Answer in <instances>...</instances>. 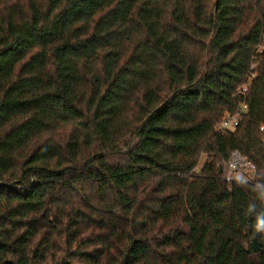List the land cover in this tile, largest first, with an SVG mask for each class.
<instances>
[{
    "label": "trees",
    "instance_id": "trees-1",
    "mask_svg": "<svg viewBox=\"0 0 264 264\" xmlns=\"http://www.w3.org/2000/svg\"><path fill=\"white\" fill-rule=\"evenodd\" d=\"M262 48L264 0H0V264H264Z\"/></svg>",
    "mask_w": 264,
    "mask_h": 264
},
{
    "label": "built area",
    "instance_id": "built-area-1",
    "mask_svg": "<svg viewBox=\"0 0 264 264\" xmlns=\"http://www.w3.org/2000/svg\"><path fill=\"white\" fill-rule=\"evenodd\" d=\"M263 51L264 48L260 50V52ZM248 86V84L244 85L234 94L233 98L246 96ZM246 109L247 106L242 105L235 114H226L222 122L217 126V131L223 133L236 131L241 124L244 114L246 113ZM260 131L264 135V125L261 126ZM255 172V165L239 152H234L229 162L225 165V168H223L224 180L230 186L235 183H251L254 179Z\"/></svg>",
    "mask_w": 264,
    "mask_h": 264
},
{
    "label": "water",
    "instance_id": "water-1",
    "mask_svg": "<svg viewBox=\"0 0 264 264\" xmlns=\"http://www.w3.org/2000/svg\"><path fill=\"white\" fill-rule=\"evenodd\" d=\"M221 173H222V167L220 166L219 167V174H221ZM251 233H252V248H253V251L255 253H258L261 250V244L258 241L257 235L254 232H252V229H251Z\"/></svg>",
    "mask_w": 264,
    "mask_h": 264
},
{
    "label": "clouds",
    "instance_id": "clouds-1",
    "mask_svg": "<svg viewBox=\"0 0 264 264\" xmlns=\"http://www.w3.org/2000/svg\"><path fill=\"white\" fill-rule=\"evenodd\" d=\"M254 228L257 232H264V221H260L258 218Z\"/></svg>",
    "mask_w": 264,
    "mask_h": 264
},
{
    "label": "rangeland",
    "instance_id": "rangeland-1",
    "mask_svg": "<svg viewBox=\"0 0 264 264\" xmlns=\"http://www.w3.org/2000/svg\"><path fill=\"white\" fill-rule=\"evenodd\" d=\"M204 162H205V157H203L202 159H201V161H200V165H199V168L204 164ZM198 168V169H199Z\"/></svg>",
    "mask_w": 264,
    "mask_h": 264
}]
</instances>
